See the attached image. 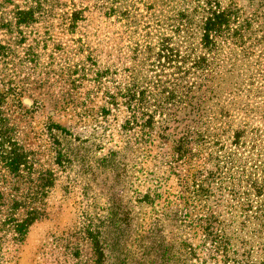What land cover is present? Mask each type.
Segmentation results:
<instances>
[{
	"label": "rangeland",
	"instance_id": "1",
	"mask_svg": "<svg viewBox=\"0 0 264 264\" xmlns=\"http://www.w3.org/2000/svg\"><path fill=\"white\" fill-rule=\"evenodd\" d=\"M218 1L244 19L264 7ZM63 2V11L85 9L77 35L51 16L19 36L8 24L26 1L0 0V264H220L209 259L212 242L202 244L207 227L229 243V258L264 264V149L237 147L228 132L264 126L254 101L235 97L237 72L219 75V57L200 44L205 1L121 0L131 16L122 22L97 0ZM185 16L196 55L211 63L205 78L175 82L187 69L180 58L164 67L129 58L148 34L185 50ZM81 45L88 51L78 55ZM126 72L143 93L144 119L105 103ZM17 148L26 163L15 174L8 158ZM192 248L199 255L189 261Z\"/></svg>",
	"mask_w": 264,
	"mask_h": 264
},
{
	"label": "trees",
	"instance_id": "2",
	"mask_svg": "<svg viewBox=\"0 0 264 264\" xmlns=\"http://www.w3.org/2000/svg\"><path fill=\"white\" fill-rule=\"evenodd\" d=\"M25 1L27 3L25 8L16 7L17 12L13 18L15 23L10 22L8 24V27L12 26V28L15 27L18 29L19 36H23V28L25 29L34 24L37 20L47 22V20H49L48 18L51 16L53 19H58L57 21L66 22L65 24L68 25L70 33L73 35H77V31L81 24L87 21L85 9L74 8V10L70 11L61 10L64 6H67V3L63 2L64 0ZM125 1L127 2L128 0ZM204 1V15L199 30L201 34L200 44L203 46L207 55L215 53V56L219 57L220 60L217 64L219 75H232L237 72V80L233 91L235 97H240L242 94H245L247 103L254 101L250 106L255 108L250 109V112L252 114H257L264 126V7L262 10L254 13L251 17L244 19L241 12L242 10L234 3L230 4L227 8H222L218 0ZM97 3L101 4V12L107 19H115L118 22L124 20L131 21L130 12L127 8L122 7V5L119 6L121 0H97ZM47 5H53L54 7L46 8ZM54 10H57L56 12H61V14L56 13L51 15ZM191 22L192 19H190V16L182 18V26H180L183 28V31H178L184 33L183 44H186V48L182 52L171 46V40L165 39L163 36H160V38L158 36L151 37L148 34L150 37L147 35V40L142 47L137 45L134 52L130 49L131 54L129 58L132 59V55L133 58H135L139 54H146L149 59L155 60L152 64L153 66H155L156 63H159V66L163 67L164 65L160 64L162 60L168 59L170 63L173 59L180 58L181 66H186L187 69L184 67V69H180L184 71L177 72L178 74H172V76L178 75V77L175 78V82L186 81L190 75L202 80L207 76V71L211 67V63L206 56L203 57L196 55V50L192 47L193 44L190 41L193 39ZM155 38L158 39L156 44L154 42ZM78 42L81 44L82 41L79 40ZM85 51L88 50H85L84 45H81V48L77 49L76 53L78 55H83ZM216 57L211 58L214 59ZM87 59L93 63L94 58L92 51L89 52ZM244 66L249 68L248 71L244 69ZM159 76H162V74ZM129 78L130 75L126 72L122 83H120L114 90H107L105 93V103L107 106H127L128 112L134 120L144 119L149 115L142 111L144 109V106H142V103L144 102L143 93L136 91L135 86H132V83H127ZM195 85L196 84H194L193 87ZM105 111L110 114L112 110L108 108ZM221 115L225 118L229 117L228 114ZM247 128L248 125H245L243 129L233 131L230 128L228 130V132H233V145L245 148L249 144L253 150L259 149L261 151L264 149V146L262 145L264 128H253L249 131ZM1 138L2 137H0V145L3 144ZM248 138L250 141H247ZM10 156L11 157L8 158V164L11 168V172L16 174L20 171V167L24 162L26 163V156L19 148L15 149V152H12ZM34 220V216H29L27 220L23 221V223L17 224L16 231L19 233L26 231ZM208 229L210 228H205V234H201L200 237H203L201 240L204 246L207 245L208 241H211L212 243L210 245L215 248L213 252L218 258H209L211 261H217L219 263L223 257L225 260L220 264H248V262L242 260L229 258V251L227 250L229 249L227 248L229 243L221 237L222 235H217V233L210 234ZM218 230L217 227L216 232ZM209 237L213 238L210 239ZM234 254H237L238 256L236 251ZM198 255L199 254L195 248L186 251L187 259L188 256L191 258H198Z\"/></svg>",
	"mask_w": 264,
	"mask_h": 264
}]
</instances>
